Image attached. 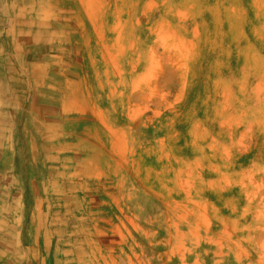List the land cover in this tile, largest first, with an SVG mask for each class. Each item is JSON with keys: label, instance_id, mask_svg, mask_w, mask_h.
I'll return each mask as SVG.
<instances>
[{"label": "rangeland", "instance_id": "1", "mask_svg": "<svg viewBox=\"0 0 264 264\" xmlns=\"http://www.w3.org/2000/svg\"><path fill=\"white\" fill-rule=\"evenodd\" d=\"M0 264H264V0H0Z\"/></svg>", "mask_w": 264, "mask_h": 264}]
</instances>
